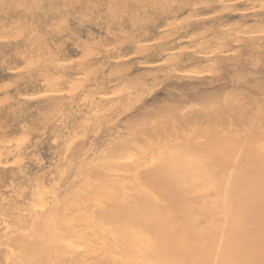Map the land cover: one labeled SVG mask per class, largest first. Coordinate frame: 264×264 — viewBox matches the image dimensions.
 Wrapping results in <instances>:
<instances>
[{"label": "bare ground", "instance_id": "bare-ground-1", "mask_svg": "<svg viewBox=\"0 0 264 264\" xmlns=\"http://www.w3.org/2000/svg\"><path fill=\"white\" fill-rule=\"evenodd\" d=\"M0 264H264V0H0Z\"/></svg>", "mask_w": 264, "mask_h": 264}, {"label": "rangeland", "instance_id": "rangeland-1", "mask_svg": "<svg viewBox=\"0 0 264 264\" xmlns=\"http://www.w3.org/2000/svg\"><path fill=\"white\" fill-rule=\"evenodd\" d=\"M239 12H240V14H239ZM223 13L226 14V15H229L230 18H232L233 20H241L244 23H250L253 20H255V17L253 15V13L249 9H241V10H237L236 11V9L234 7H230L227 10H225V12H223ZM69 24L71 26H73L74 31L77 34H79V35L80 34L82 35L84 33V31L86 32V31H88L90 29H92V30L95 29L96 30V28H94V25L88 24V23H82V24H80L73 17L70 18ZM143 60L148 62V67H149L150 65L151 66L153 65L150 62H155L156 60H158V58L157 57H154V56L153 57L146 56V57H143Z\"/></svg>", "mask_w": 264, "mask_h": 264}]
</instances>
